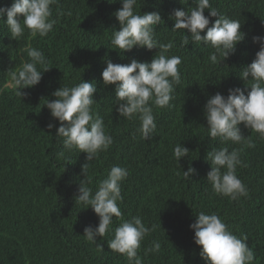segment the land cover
<instances>
[{"label": "trees", "instance_id": "1", "mask_svg": "<svg viewBox=\"0 0 264 264\" xmlns=\"http://www.w3.org/2000/svg\"><path fill=\"white\" fill-rule=\"evenodd\" d=\"M110 2L58 0L51 6L50 19L56 23L46 37H33L26 29L15 41L4 22L6 15L0 20V264H129L126 255L111 251L107 243L122 222L120 218L113 217L108 232L97 237L96 244L83 236L86 226L95 228L99 223L91 207L85 209L86 205L75 202L79 183L85 179L86 154L65 150L55 137L56 128L47 127L49 123L60 126L44 107L47 99L54 100L55 90L75 86L81 79L95 82L97 103L92 109L113 137L110 148L89 162L86 179L91 183L87 186L95 192L112 166L128 169L129 175L121 183L123 200L118 202L123 219L139 216L146 226L155 225L138 249L143 264H205L189 227L200 212L217 214L237 238L247 236L255 256L252 264H264V139L243 124L242 134L255 147L211 139L203 111L209 96L219 92L226 97L229 88L245 87L239 75L259 50L252 37L264 36V0H210L211 8L238 20L245 33L235 52L216 64L208 58L214 51L210 45L190 42L181 47L183 35L190 33L171 30L174 21L169 15L174 9L194 7L193 0H137V13H160L155 38L161 43L173 42L166 55L182 60L178 66L181 82L175 86L172 106H153L157 129L148 141L137 131L138 119L119 116L115 86H105L101 73L107 60L114 64H128L132 59L150 62L158 49L134 47L123 53L112 49V31L120 30L112 14L122 5L120 0ZM12 3L0 0V7ZM204 15L209 16L207 9ZM216 18L209 17L210 24ZM28 46L42 51L51 69L42 73L38 85L23 89L27 95L22 98L16 95L10 73L29 61L24 51ZM180 143L190 153L181 158L179 167L173 150ZM223 147L240 150L246 165L237 166L236 175L248 195L235 201L216 194L206 180L211 170L207 152ZM189 167L195 172L184 179L182 171ZM153 241H159L161 249L146 255Z\"/></svg>", "mask_w": 264, "mask_h": 264}, {"label": "clouds", "instance_id": "2", "mask_svg": "<svg viewBox=\"0 0 264 264\" xmlns=\"http://www.w3.org/2000/svg\"><path fill=\"white\" fill-rule=\"evenodd\" d=\"M57 2L58 0H13L10 7H0V20L4 21L6 15L4 22L10 38L15 41L26 29L33 37H46L56 23L50 18L51 6ZM120 3L122 7L112 14L120 24V30L112 31V49L123 53L134 47H141L149 51L158 49L159 54H155L150 62L132 59L128 64H114L107 60V66L101 73L102 82L105 86H115L114 101L118 105L116 111L127 120L138 119L140 126L137 131L143 140L148 141L157 129L153 106H172L170 101L173 100L175 86L181 82L178 66L182 60L179 56L166 55L174 47L173 42L161 43L155 38V26L162 21L158 11L139 14L134 10L137 0H120ZM193 4L194 7L189 10L172 11L169 15V19L174 21L171 30H184V33L187 30L190 33V36L183 35L181 47L186 48L190 42L193 45H210L214 49L208 57L210 62L222 63L245 39L241 24L238 20L220 15L211 8L210 0H193ZM206 9L209 16L204 15ZM209 17L217 18L210 24ZM252 41L259 44V50L255 59L243 67L239 75L245 82V87L229 88L226 97L217 92L209 96L203 107L211 139L219 138L222 142L232 141L255 147L251 139H246L242 134L241 124L244 128L259 133L264 139V36H253ZM24 51L29 61L10 73L16 95L22 98L27 95L22 90L38 85L42 73L51 69L42 51L31 46ZM37 65L42 70H38ZM246 82H249V86H246ZM96 92L95 82L82 79L75 86H61L55 90L52 93L55 99H47L44 107L50 111L54 120L59 121L60 126L49 123L47 127L56 128L55 137L58 142H62L65 150H78L86 154L87 162L82 166L85 179L79 183L75 202L86 205L85 209L91 207L98 216L99 223L95 228L91 225L84 228L85 239L96 244L97 237H103L108 232L113 217L120 218L122 222L115 228L113 238L107 241L108 247L111 251L126 255L129 264H143L142 258L138 256V249L141 241L155 230V225L151 228L146 226L139 216L130 220L123 219L118 202L123 200L121 183L128 177V169L112 166L106 178L99 181L95 192L87 186L91 183L86 179L89 162L113 144V137L105 131L103 118L92 109V105L97 103L93 98ZM189 153V149L181 143L173 150L178 165L181 158L188 157ZM60 154L63 155V152ZM205 159L211 166L206 180L216 194L233 201L248 195L246 186L236 175L237 166H246L240 159V150L229 151L227 147L211 149ZM194 172L195 169L189 167L187 171H182L183 178L189 179ZM176 175L180 176L181 172L177 171ZM189 227L194 231L193 240L200 246L199 256L205 264H252L255 256L246 243L247 236L237 238L217 214L200 212ZM97 247L102 249L100 245ZM160 249L161 243L153 241L145 254L159 252Z\"/></svg>", "mask_w": 264, "mask_h": 264}]
</instances>
